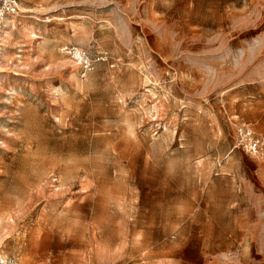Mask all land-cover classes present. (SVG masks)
I'll return each mask as SVG.
<instances>
[{
	"label": "rangeland",
	"instance_id": "1",
	"mask_svg": "<svg viewBox=\"0 0 264 264\" xmlns=\"http://www.w3.org/2000/svg\"><path fill=\"white\" fill-rule=\"evenodd\" d=\"M19 4L0 44V255L264 264V157L237 143L264 138V0Z\"/></svg>",
	"mask_w": 264,
	"mask_h": 264
},
{
	"label": "built area",
	"instance_id": "2",
	"mask_svg": "<svg viewBox=\"0 0 264 264\" xmlns=\"http://www.w3.org/2000/svg\"><path fill=\"white\" fill-rule=\"evenodd\" d=\"M21 12L19 0H0V44L5 36V31L10 23H14L15 19ZM67 53L71 54L81 63L83 76L92 69V61L80 49L76 47H64ZM238 146H242L246 150L252 152L257 157H264V138L253 134V131L240 127L237 133ZM0 264H23L15 258L0 255Z\"/></svg>",
	"mask_w": 264,
	"mask_h": 264
},
{
	"label": "crops",
	"instance_id": "3",
	"mask_svg": "<svg viewBox=\"0 0 264 264\" xmlns=\"http://www.w3.org/2000/svg\"><path fill=\"white\" fill-rule=\"evenodd\" d=\"M1 46V45H0ZM0 55H1V48H0ZM1 57V56H0Z\"/></svg>",
	"mask_w": 264,
	"mask_h": 264
}]
</instances>
